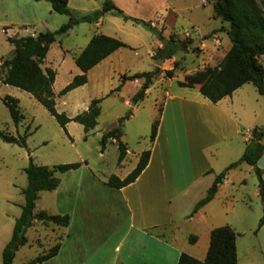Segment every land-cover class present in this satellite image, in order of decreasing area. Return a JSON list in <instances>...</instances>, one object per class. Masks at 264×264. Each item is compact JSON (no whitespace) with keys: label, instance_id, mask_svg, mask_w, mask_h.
<instances>
[{"label":"rangeland","instance_id":"obj_1","mask_svg":"<svg viewBox=\"0 0 264 264\" xmlns=\"http://www.w3.org/2000/svg\"><path fill=\"white\" fill-rule=\"evenodd\" d=\"M168 1L170 9L174 10L169 22L174 24L175 31L174 33L166 32V38L170 33H176L175 38L177 39L193 38L194 41H200L202 44L212 47L214 44L210 36L213 33H222L219 35L222 37L220 45L223 40L224 45L219 55L220 57L225 55L231 46L228 35L224 34L225 30L229 29V24L214 17V9L210 0ZM257 1L264 14V0ZM39 3L34 0H9V3L3 7L0 1V18L6 22V26L19 33L20 36L39 32V30L54 32L69 21L68 16L56 12H52L50 18L45 4ZM149 4L146 0L143 7L140 5L132 12L143 18L150 17L152 8L149 9ZM102 5L103 0H71L70 8L76 17L81 18L100 10ZM140 8L141 10H139ZM162 10L163 8L159 12ZM13 17L24 20L45 17L48 21L42 29L29 23L26 27L27 31H24L22 25ZM215 29L217 31H214ZM212 31L213 33H211ZM162 33H165L164 29H162ZM100 34L120 39L127 44V47L116 51L112 57L90 70L86 85L62 95V91L73 78L82 74L75 63L76 58L90 40ZM187 34H190L192 38ZM159 44L160 39L157 33L142 25L124 21L112 13L105 14L98 25L95 22H81L68 34L57 37L56 42L51 45L42 67L52 68L56 72L53 91L56 110L59 113H65L67 117L73 118L86 111L93 100L101 99V115L98 118V125L88 134L85 133L81 124L74 121L68 123L65 129L62 128L50 112L31 94L17 87L0 84V130L17 137L29 134L26 146L9 144L0 139V225L10 224L8 235H6L7 243L12 238L16 222L14 220L21 215V206L24 204L22 190L27 186V175L24 170L29 166L31 159L36 165L50 168L60 164L86 162L92 170V174L104 183L111 175L125 178L136 168L140 155L151 149L152 125L159 116L158 109L163 105L166 93L183 91L184 88L179 85V82L184 80L185 74L193 73L202 67L203 63L213 66V63L206 58L207 55H210L208 48H204L202 52L199 48L195 51L178 52L176 59L179 66L174 72V77L167 78L165 75L167 68H161L163 63L161 60L166 58H154ZM14 49L0 27V67L5 59L14 56ZM260 62L264 66V57ZM157 67L161 69V73L148 89L146 97L137 105L132 102L131 105L128 104L127 101H132V97L142 88L144 79L140 84L131 81L122 84V77L152 72ZM119 87H121L119 91L111 94ZM6 96L19 100L20 110L25 117L19 126L13 122L9 109L4 103ZM237 97L236 106L240 108L238 109L240 117L243 120L252 119L245 121V128L264 127V96L257 92L253 84L248 83L238 92ZM128 114L129 117L123 124L120 138V141L126 144L128 151L125 159L120 163V152L116 141H109L102 151L101 139L105 132L117 127L118 121ZM239 141L240 145H244L246 149L247 144L243 135L239 136ZM243 153L244 151H242ZM239 156L237 160L242 157V155ZM230 164L226 159L225 163L218 164V168H227ZM230 171V173L228 172L229 185L222 187L218 200L213 204V210L208 213L207 218H203V222L196 221L194 223H199L203 230L206 229V225L220 226L226 220L225 212H229L231 208L232 214L229 220L239 229H244L246 225L252 224V230L254 228L259 230L260 220L263 217V204L260 196L255 194L259 189L256 170L252 166L243 164L240 169ZM56 176L60 175L56 174ZM230 195H233L236 200L231 199ZM59 209L55 192L43 191L40 193V199L37 201L35 209L36 213L43 210L50 214H56ZM53 229L56 228L36 222L35 226L27 232L29 245L21 246L18 249L15 263H26L54 246ZM193 230L191 224L185 225L182 229L181 241L186 237L185 234L189 232L192 234ZM186 242L191 245L187 239ZM7 243L5 244L7 245ZM240 248L242 252L244 249L242 242H240ZM254 256L257 257L254 262L260 264L261 256L258 250H254ZM244 260L245 257L244 259L242 257L241 262ZM0 262H2L1 254Z\"/></svg>","mask_w":264,"mask_h":264},{"label":"crops","instance_id":"obj_2","mask_svg":"<svg viewBox=\"0 0 264 264\" xmlns=\"http://www.w3.org/2000/svg\"><path fill=\"white\" fill-rule=\"evenodd\" d=\"M0 1L3 7L9 3V0ZM147 1L150 3L149 9L152 8L150 17L153 15L156 18H143L132 12L140 5L143 7L146 0H114L132 17L151 22L160 31L164 29V35L166 32L174 33V24L169 22L174 13L170 9V2ZM36 2L45 4L51 18L54 11L50 2ZM70 5L71 0L69 7ZM13 18L17 19L24 31H27L29 23L42 29L48 21L45 17H33L32 20ZM5 23L0 18V27L7 39L24 37ZM227 31L226 29L224 34L227 35ZM39 33L42 32L39 30L25 36L35 37ZM220 34L222 33L217 32L210 36L214 44L212 47L195 41L201 52L204 48L210 50V55L206 58L213 66L218 65L231 48L230 46L225 55L220 57L224 45V40L220 45ZM162 44L160 41L158 48ZM114 54L116 52L108 58ZM176 58L175 55L161 60V68L175 72ZM206 66L211 65L203 63L198 69ZM141 81L142 79H137L131 82L140 84ZM245 85L216 104L200 93L199 86L182 87L184 89L179 93L167 92L160 107L162 115L156 139L151 144L149 164L134 183L122 189L108 187L99 181L86 162L78 170L60 175L61 183L53 191L60 208L56 214L69 215L70 225L67 228L54 227L55 244L60 242V250L53 258L40 264H178L182 253L205 260L210 247L211 231L227 224L237 232L238 264H257L258 262H254L257 258L254 250L259 251V263L264 264V225L259 230H252V224L239 229L229 220L231 208L229 212H225L226 220L220 226L206 225L203 230L199 223H194L203 222V218L213 210L222 187L229 185L228 175L231 171L226 175L215 198L192 214L198 202L205 198L216 177L225 169L218 168V164L225 163L226 159L228 163H232L239 155H243L245 146L240 145L239 136H244L246 144L251 140L254 128H245V121L249 119L243 120L238 112L240 108L236 106L237 94ZM127 103L131 105L130 100ZM258 167L261 168L264 179V153ZM255 194L260 196L259 189ZM230 198L236 200L233 195ZM35 224L36 222L33 227ZM189 224L194 230L192 234H185L186 237L181 241L182 229ZM9 226V223L0 225L1 255L7 243ZM163 227L166 230L163 231ZM191 235L196 236L197 241L194 244L189 242V245L186 239L189 241ZM240 242L244 245L242 252ZM26 245H29V241ZM242 257H245L243 262Z\"/></svg>","mask_w":264,"mask_h":264},{"label":"trees","instance_id":"obj_3","mask_svg":"<svg viewBox=\"0 0 264 264\" xmlns=\"http://www.w3.org/2000/svg\"><path fill=\"white\" fill-rule=\"evenodd\" d=\"M48 1L52 10L60 15L69 17V21L63 24L57 31H46L37 36L8 37V42L14 46V56L7 58L1 63L0 83L17 87L31 94L40 102L50 114L58 121L62 128L74 121L84 127L86 134L90 133L98 125V118L101 115V99L93 100L88 109L73 118H69L65 113L56 110L55 94L53 85L56 80V72L52 68H43V62L51 48L60 35L68 34L76 25L81 22L98 23L105 14L112 13L121 17L124 21L142 25L157 33L163 46L159 47L155 59L171 58L178 52L197 50L198 46L190 38L185 40L175 38V34L166 38L162 30L153 27L151 22L132 17L122 10L114 0H103L100 10L92 14L78 18L69 7V0H34ZM214 9V17L223 23L229 24L227 31L231 42V48L225 57L216 66H206L193 73L186 74L183 81L179 82L181 87L194 88L199 86L200 93L211 103L216 104L222 99L231 96L243 85L251 83L258 93L264 96V66L260 60L264 57V14L257 0H210ZM127 47V44L120 39L104 34L94 36L83 51L75 60L77 67L82 74L75 76L73 80L64 88L62 95L84 86L88 83V72L99 65L116 51ZM177 69L179 62L176 61ZM176 71V70H175ZM161 73L157 67L152 72L137 73L131 76L124 75L122 84L127 81L144 79L142 88L132 97V103L137 105L147 94V90L153 85L156 77ZM167 78H173V71H166ZM121 84V85H122ZM121 87L112 91L111 94L120 90ZM4 103L9 109L13 122L19 126L24 115L20 110L17 98L6 96ZM162 109H159V116L153 122L150 140L153 143L157 136ZM129 114L118 121V126L102 135V151L109 141H116L120 152L119 162H123L127 155L126 144L120 141L122 127ZM29 134L24 136H14L0 130V139L9 144L26 146ZM264 127H256L252 131V137L247 144L242 157L231 163L215 179L214 183L203 198L195 206L193 213H197L203 206L211 202L220 185L226 178L230 170L236 169L242 164H247L255 168L259 178L260 198L263 204V217L260 220L259 229L264 225V179L262 171L257 167L259 160L264 153ZM151 150H147L140 155L136 168L121 179L116 175H111L105 184L108 187L122 189L134 183L149 164ZM87 164V163H86ZM83 165L82 162L60 164L54 168L39 166L33 163L25 168L27 175V186L22 190L24 204L21 206V215L16 220L12 238L2 251V264H15L16 252L21 246L28 243L27 232L33 227L35 222L57 228H67L70 225L69 215L50 214L46 211L35 212L40 193L43 191H54L60 183V177L70 171L78 170ZM162 230H166L163 227ZM197 237L191 235L189 242L194 244ZM60 242L40 254L38 257L21 264H40L53 258L60 250ZM178 264H238L237 253V232L231 226H222L211 231L210 247L205 260H198L187 253H182Z\"/></svg>","mask_w":264,"mask_h":264}]
</instances>
